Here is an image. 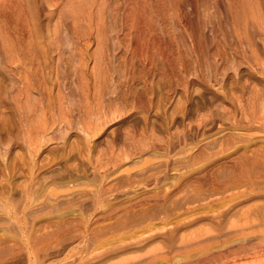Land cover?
Wrapping results in <instances>:
<instances>
[{
	"label": "rangeland",
	"instance_id": "rangeland-1",
	"mask_svg": "<svg viewBox=\"0 0 264 264\" xmlns=\"http://www.w3.org/2000/svg\"><path fill=\"white\" fill-rule=\"evenodd\" d=\"M263 239L264 0H0V264Z\"/></svg>",
	"mask_w": 264,
	"mask_h": 264
},
{
	"label": "bare ground",
	"instance_id": "bare-ground-1",
	"mask_svg": "<svg viewBox=\"0 0 264 264\" xmlns=\"http://www.w3.org/2000/svg\"><path fill=\"white\" fill-rule=\"evenodd\" d=\"M243 3H244V1L245 0H241ZM261 224V223H260ZM184 248V247H183ZM258 249V250H256V251H254L253 253H254V255H263V252H264V239L263 240H261V242H257V243H255V244H253V245H251V246H248V247H245L244 248V252H246V251H248V250H252V249ZM234 253V252H233ZM153 255V254H152ZM250 255V254H249ZM252 256V255H251ZM249 257V256H248ZM261 259V258H260ZM263 259V258H262ZM210 262V261H209ZM226 263V262H225ZM244 263V262H243ZM128 264H136V263H134V262H132V263H128ZM189 264V263H188Z\"/></svg>",
	"mask_w": 264,
	"mask_h": 264
}]
</instances>
